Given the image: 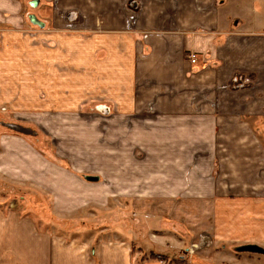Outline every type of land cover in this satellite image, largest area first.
Returning a JSON list of instances; mask_svg holds the SVG:
<instances>
[{
    "label": "crops",
    "instance_id": "obj_1",
    "mask_svg": "<svg viewBox=\"0 0 264 264\" xmlns=\"http://www.w3.org/2000/svg\"><path fill=\"white\" fill-rule=\"evenodd\" d=\"M38 1L45 8L36 16L45 24L39 28L55 51L49 83L51 54H39L42 89H76L83 106L119 114L157 113L152 143L157 155L171 158L152 173L157 188L167 190L150 207L168 214L165 235L174 239L168 253L157 252L169 259L154 260L151 241L137 250L124 240L68 241L12 204L0 206V264H177L188 246L180 252L176 226L198 243V236L214 243H204L193 264L228 260L226 247L234 244L264 251V0ZM23 7L0 0V15L22 26ZM211 155L214 162L206 159ZM62 171L23 134L0 131L2 182L42 189L62 180ZM192 188L198 195H190Z\"/></svg>",
    "mask_w": 264,
    "mask_h": 264
},
{
    "label": "rangeland",
    "instance_id": "obj_2",
    "mask_svg": "<svg viewBox=\"0 0 264 264\" xmlns=\"http://www.w3.org/2000/svg\"><path fill=\"white\" fill-rule=\"evenodd\" d=\"M20 1L24 6L22 26L11 27L0 15V131L23 134L46 156L48 165L62 168L63 178L42 189L0 180V206L13 204L49 232L62 229L71 236L70 240L62 237L68 241L94 245L104 240H124L136 250L139 244L148 246L151 241L156 245H151L156 253H168L174 239L165 235L171 231L168 230L171 225L165 229L163 221L168 214L150 207L164 190L157 188L158 184L152 180L157 175L152 173L171 158L157 155L158 149L152 143L156 126L152 120L157 113L147 108L138 114H119L117 109L103 105L83 106L87 102L85 98L81 100V92L76 89L74 92L42 89L39 54L45 50L51 54L46 60L49 83L55 73L54 45L30 22L29 15L40 18L45 8L39 6L37 11L31 0ZM24 69L30 73L24 75ZM61 72L65 74L64 69ZM209 158L214 162L213 155L206 157ZM194 174L192 171L191 176ZM219 175L221 189L228 190L226 178L222 179L221 172ZM89 176L99 177V181H89ZM229 183L232 185L231 180ZM193 189L190 195H198ZM174 229L179 235L175 238L181 241L180 252L188 246L184 252L188 264L200 258L204 243L214 244L205 236H198L201 239L198 243L188 230L178 226ZM193 245L196 248L191 254L188 249ZM226 250L228 260L220 259L215 264L225 261L264 264L263 255L242 251L240 244Z\"/></svg>",
    "mask_w": 264,
    "mask_h": 264
},
{
    "label": "trees",
    "instance_id": "obj_3",
    "mask_svg": "<svg viewBox=\"0 0 264 264\" xmlns=\"http://www.w3.org/2000/svg\"><path fill=\"white\" fill-rule=\"evenodd\" d=\"M37 223V222H36ZM38 224V223H37ZM44 226L48 227L46 225V223L44 222ZM52 227V226H49ZM44 230L48 231L47 228H43ZM55 235H60V237H66L68 240H70L71 236L69 234H64L62 229H56L55 232H52ZM65 238V239H66ZM72 239V238H71ZM133 242V241H132ZM134 246V245H133ZM150 259H154V260H160V261H166L168 260L166 256L161 255V254H157L152 252L151 254L148 255ZM145 258V257H144ZM174 262H176L177 264H187V261L184 259V256H179L177 258L174 259Z\"/></svg>",
    "mask_w": 264,
    "mask_h": 264
},
{
    "label": "water",
    "instance_id": "obj_4",
    "mask_svg": "<svg viewBox=\"0 0 264 264\" xmlns=\"http://www.w3.org/2000/svg\"><path fill=\"white\" fill-rule=\"evenodd\" d=\"M31 5H32L33 8H36L39 5V1L38 0H35V1H33L31 3ZM29 20L35 26H38L40 28H44L45 27V24L42 21H40L33 14L29 16ZM242 251L250 252V253H264V251L262 249L258 248V247H244V248H242Z\"/></svg>",
    "mask_w": 264,
    "mask_h": 264
},
{
    "label": "built area",
    "instance_id": "obj_5",
    "mask_svg": "<svg viewBox=\"0 0 264 264\" xmlns=\"http://www.w3.org/2000/svg\"><path fill=\"white\" fill-rule=\"evenodd\" d=\"M190 60H191V64H193V65L197 64V61H198V59H197V55L192 54V55L190 56ZM194 248H196V246L193 245V246L190 247V249H188L189 252H191V254H193V252H195V251H194Z\"/></svg>",
    "mask_w": 264,
    "mask_h": 264
}]
</instances>
